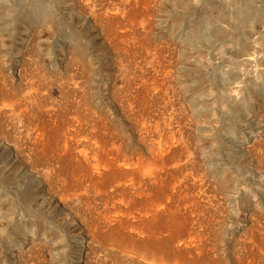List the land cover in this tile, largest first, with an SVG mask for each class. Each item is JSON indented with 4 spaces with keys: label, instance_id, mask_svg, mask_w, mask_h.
Listing matches in <instances>:
<instances>
[{
    "label": "rangeland",
    "instance_id": "rangeland-1",
    "mask_svg": "<svg viewBox=\"0 0 264 264\" xmlns=\"http://www.w3.org/2000/svg\"><path fill=\"white\" fill-rule=\"evenodd\" d=\"M41 2L55 23L50 34L42 37L43 45L31 48L34 57L28 55L22 66L25 36L50 30L37 14ZM135 3L134 10H143L152 32L131 33L129 25L139 17L130 16V24L126 21L123 28L127 32L119 31L124 40L120 37L116 44L112 26L96 24L87 15L72 17L55 0H0V35L11 38L5 44L0 42L1 74L6 76L8 88L13 94H22V72L31 71L51 87V102L59 109L56 122L38 123L43 133L37 144L28 136V128L22 131L23 117L0 118V264H152L126 241L129 235L141 241L150 233L156 239L172 235L170 245L180 251L182 260L231 264L232 246L250 222L264 223V153H245L261 137L263 122L260 116L238 107L264 83V37L255 40L258 34L254 30L249 36L244 33L247 27L239 26L229 40L215 41L208 22L199 28L201 38L183 51L176 50L175 44L187 42L200 0ZM254 3L260 9L264 6V2ZM22 12H29L32 21L21 22ZM260 32L264 33V24ZM240 37L253 54L235 56ZM163 46L171 62L170 84L188 111L184 123H194V127L183 141L158 151L152 120L156 117L159 127L165 129L162 118L170 110L163 111L161 99L153 98L148 80L152 62L160 59L154 53L161 54ZM202 48L204 56L199 55ZM41 58L45 63L36 65ZM74 79L81 80L83 91L70 90ZM75 112L85 120L78 124ZM204 112L213 116L204 118ZM15 125L18 131L13 129ZM29 125V129L35 128ZM84 136L90 139L85 141ZM83 143L90 148L85 149ZM250 202L256 210L250 211ZM109 232L120 243L102 239Z\"/></svg>",
    "mask_w": 264,
    "mask_h": 264
},
{
    "label": "bare ground",
    "instance_id": "bare-ground-1",
    "mask_svg": "<svg viewBox=\"0 0 264 264\" xmlns=\"http://www.w3.org/2000/svg\"><path fill=\"white\" fill-rule=\"evenodd\" d=\"M41 1V0H40ZM57 4H60V9H63L64 11L68 12L70 16L78 17V16H88L91 17L92 20L96 24H101L102 22H106L107 25L112 26L113 28V41L116 44L120 42L119 38L121 35L119 34V31L123 33V35L127 32V30L123 29L127 27V23H129V17H139V21L131 23L129 25L130 32L131 33H150L152 32V24L149 21L148 18L144 16L143 10H134V1L138 3L139 0H55ZM145 1V0H143ZM259 2H264V0H254ZM254 1L252 0H200V10L197 11V17L194 23V27L189 32V36L187 37V42L185 44H175L174 49L176 50H184V48L192 43L195 39L201 38L200 36V27L202 25L204 26L206 23L211 24L210 28V36L213 37L215 41L224 42V40H227L228 37H231L233 35V31L237 29L239 26H246L247 29L244 31L246 35H251L252 31L254 30V34H258L257 38L255 40H261L264 37V33L260 32V26L264 24V6L263 8H257ZM141 2V1H140ZM135 3V4H136ZM144 3V2H142ZM185 3V1H184ZM259 5V4H258ZM150 6V5H149ZM139 7V6H138ZM146 7V6H145ZM144 8V7H143ZM149 8V7H148ZM48 10V9H47ZM46 10L45 6L41 2L38 5L37 14L41 17V21H44L48 27H50V30L46 31H34V34L29 33L27 36H25V45H22V50L20 51L21 57H22V66L25 64V60H27V56L34 57L31 55L33 50L31 51V48L42 46V37L45 35H49L51 30L53 29V25L55 23L54 16H52L48 11ZM151 10V9H150ZM193 11V10H192ZM30 17L29 12H22L20 15L21 22L22 20L27 21ZM128 18V19H127ZM150 18V17H149ZM121 19V21L119 20ZM133 19V18H132ZM28 21H32V19H29ZM124 21V22H122ZM127 21V23H126ZM133 21H135L133 19ZM29 23V22H28ZM34 23V22H33ZM220 23L225 24L226 27H223L220 25ZM34 26V25H33ZM28 27V26H26ZM30 27V26H29ZM24 28V27H23ZM41 29V28H40ZM48 29V28H47ZM123 29V30H122ZM160 29V28H159ZM206 29V28H205ZM25 30V28H24ZM28 30V28H27ZM35 30V29H34ZM110 30V29H109ZM109 30H106V34H108ZM27 32V31H26ZM206 32V31H205ZM16 35V34H15ZM24 40V37H22ZM104 38V37H103ZM122 38V37H121ZM6 39L11 40V38H6L2 34L0 35V42L2 44H5ZM48 39V38H47ZM123 39V38H122ZM22 40V39H21ZM124 40V39H123ZM229 40V39H228ZM173 41V40H172ZM240 46L239 49L235 51V56H243V55H251L255 51H251V46L245 42L243 38H239ZM255 42V41H254ZM130 43V42H129ZM182 43V42H181ZM256 43V42H255ZM124 45V44H123ZM133 45V44H132ZM65 46L69 48V44L65 43ZM130 47V46H128ZM146 47V45H145ZM151 47V46H150ZM171 47V46H170ZM20 48V47H19ZM132 48V47H131ZM187 48V47H186ZM192 48V46H191ZM137 49V48H136ZM148 49V48H147ZM161 54L160 52H155L154 55L156 57L160 56V59L157 61L152 62L151 65V78L148 80V88L151 90L153 94V98L158 99L160 98L162 101V107L163 111L170 110L167 114L168 117L164 116L162 118V122L164 123L165 129L163 127H159V121L155 117L150 118L153 119V127L155 129V133L158 135V151H163L164 146H168L170 148L171 146L178 144L180 140L183 141V137H187L189 133L192 132V128L194 127V123H184L185 120H187V110L182 106L180 103V99L176 98L175 91L172 89V86L170 84L169 77L171 76V62L169 60L167 49L163 46ZM60 50V48H59ZM171 50V49H170ZM138 51V49H137ZM172 51V50H171ZM188 51V50H187ZM204 48L200 50L199 55L204 56ZM191 52V51H190ZM17 53V52H16ZM60 53L63 54L64 50L61 49ZM131 53V52H130ZM184 53V52H183ZM19 54V55H20ZM185 54V53H184ZM206 55V54H205ZM139 56V55H138ZM194 56V55H193ZM189 57V56H188ZM195 57V56H194ZM145 58V57H144ZM187 58V57H186ZM185 58V59H186ZM184 59V60H185ZM5 60V59H4ZM7 60V59H6ZM138 60V59H137ZM190 60V59H189ZM46 59L41 58L36 60L37 64H44ZM3 62V61H2ZM183 62V61H181ZM180 62V63H181ZM191 62V61H190ZM192 63V62H191ZM194 63V62H193ZM3 64V63H2ZM7 64V63H6ZM34 64V63H33ZM173 64V63H172ZM189 64V63H188ZM35 65V64H34ZM179 65V64H178ZM177 65V66H178ZM4 66V65H3ZM181 66V65H180ZM34 67V66H33ZM197 67V66H196ZM4 68V67H3ZM24 68V67H22ZM137 68V67H136ZM189 68V67H188ZM191 68V67H190ZM202 68V67H201ZM200 68V69H201ZM206 68V66H205ZM37 69V68H36ZM39 69V68H38ZM181 69V68H179ZM208 69V68H207ZM194 70V69H193ZM199 70V69H198ZM206 70V69H205ZM29 71V70H28ZM187 71V70H186ZM202 71V70H201ZM24 72V73H23ZM22 72V94L16 95L11 92V89L8 88L7 84V78H5L1 74V67H0V118H6L7 117H23L22 120V131L25 129H29L27 125L32 124V127H35L34 129H27L28 136H32L34 139H36L35 143L41 142L40 138L43 133V127L39 126L40 122L42 124L45 123H54L57 120L58 117V110L57 107L51 102V87L41 83L39 78L34 76L35 73L29 71V72ZM39 72V71H37ZM195 72V71H194ZM143 73V72H142ZM186 73V72H185ZM192 73V72H191ZM204 72H201V74ZM4 74V73H3ZM144 74V73H143ZM188 74V73H187ZM190 74V73H189ZM194 74V73H193ZM198 74V72H197ZM75 75V74H74ZM195 75V74H194ZM43 76V75H42ZM176 76V75H175ZM184 76V75H183ZM199 76V74H198ZM145 77V76H144ZM186 77V75H185ZM47 78V77H46ZM179 78V77H178ZM199 78V77H198ZM185 79V78H184ZM189 79V78H188ZM208 79V78H207ZM237 79V77H236ZM71 80V79H70ZM182 80V79H181ZM203 83L204 78L202 79ZM241 81V80H240ZM183 82V81H182ZM181 82V83H182ZM185 82V81H184ZM196 82V81H195ZM237 82V81H236ZM214 83V82H213ZM71 84V83H70ZM106 84V83H105ZM187 84V83H186ZM185 84V85H186ZM192 84V83H191ZM190 84V87H191ZM200 84V82H199ZM202 84V83H201ZM68 85V84H67ZM197 85V84H196ZM214 85V84H213ZM134 86V85H133ZM171 86V87H170ZM202 86V85H201ZM66 87V86H65ZM81 80H75L71 84L70 90L72 92H76L77 89H81ZM119 87V86H118ZM194 87V86H193ZM216 87V85L214 86ZM131 88V87H130ZM129 88V89H130ZM124 89V88H123ZM235 89V88H234ZM64 90V89H63ZM118 90V89H117ZM177 90V89H176ZM192 90V89H191ZM106 91V90H105ZM121 91V90H120ZM213 91V90H212ZM123 92V91H122ZM125 92V91H124ZM128 92V91H127ZM130 92V91H129ZM133 92V91H132ZM146 92V91H145ZM246 92V91H245ZM80 93V92H79ZM131 93V92H130ZM135 93V92H134ZM144 93V92H143ZM148 93V92H147ZM175 93V94H174ZM146 94V93H145ZM185 94V93H184ZM144 95V94H143ZM183 96V95H182ZM72 97V96H71ZM146 97V96H145ZM189 97V96H188ZM68 98V96H67ZM76 98V97H74ZM118 98V97H117ZM181 98V97H180ZM79 99V98H78ZM159 99V100H160ZM184 99V98H182ZM53 100V99H52ZM71 100V98H70ZM67 102V100H65ZM69 101V100H68ZM208 101V100H207ZM206 101V102H207ZM186 102V101H185ZM203 102V101H202ZM210 102V101H209ZM187 103V102H186ZM201 103V102H200ZM78 104V103H77ZM60 105V104H59ZM62 105V104H61ZM138 106V105H137ZM189 106V105H188ZM62 107V106H61ZM65 107V106H63ZM62 107V108H63ZM69 107V106H68ZM74 106H72L73 108ZM122 107V106H121ZM141 107V106H140ZM206 107V106H205ZM239 110L242 111H249L252 113L253 116H260V121L263 122V128L261 137L259 139L255 140L254 143L250 145V147L245 150L246 154H251L253 152H258L259 154L264 153V83L259 85L258 90L255 93H252L251 98L249 100L245 99L244 102H240ZM70 108V107H69ZM137 108V107H136ZM190 109V108H189ZM208 109V108H207ZM62 110V109H61ZM67 110V109H66ZM157 110V109H156ZM65 111V110H64ZM69 111V110H68ZM212 111V110H211ZM214 111V110H213ZM66 112V111H65ZM70 112V111H69ZM87 112V111H86ZM216 112V111H215ZM71 113V112H70ZM74 113V112H73ZM76 113V112H75ZM135 113V112H133ZM158 113V112H156ZM211 113V112H209ZM213 113V112H212ZM236 113V112H235ZM234 113V114H235ZM62 114V113H61ZM155 114V113H154ZM159 114V113H158ZM165 115V113H163ZM242 114V113H241ZM66 115V114H65ZM82 115V114H81ZM162 115V114H161ZM194 115V114H193ZM198 115V114H197ZM196 115V117H197ZM219 115V114H218ZM70 117V115L68 114ZM89 116V115H88ZM145 116V114H144ZM159 115H157L158 117ZM189 116V115H188ZM202 116L204 118H208V112L202 113ZM213 116V115H212ZM211 116V117H212ZM230 116H232L230 114ZM60 117V116H59ZM214 118V117H213ZM212 118V119H213ZM253 118V117H252ZM60 119V118H59ZM69 119V118H68ZM71 119V118H70ZM69 119V120H70ZM193 119V118H192ZM196 119V118H195ZM215 119V118H214ZM219 119V118H218ZM8 120V119H7ZM75 121L80 122L82 119L80 116L76 113L75 114ZM137 120V119H135ZM149 120V119H148ZM199 120V119H198ZM209 122L210 120L207 119ZM206 120V121H207ZM18 121V119H17ZM26 121V122H25ZM93 121V120H92ZM144 121V120H143ZM183 121V122H182ZM190 121V120H189ZM62 122V121H61ZM151 122V121H150ZM200 122V121H199ZM204 123V121H201ZM233 122V120H232ZM58 123V122H57ZM65 123V122H64ZM70 123V122H69ZM84 123V122H82ZM207 123V122H206ZM218 123V122H217ZM220 123V122H219ZM234 123V122H233ZM6 124V122H5ZM76 124V123H75ZM79 124V123H78ZM13 125V124H12ZM67 125V124H66ZM77 125V124H76ZM152 125V123H151ZM150 125V126H151ZM163 125V124H162ZM174 125H176L174 127ZM8 126V125H7ZM30 126V125H29ZM62 126V125H60ZM70 126V125H68ZM67 126V127H68ZM78 126V125H77ZM85 126V125H84ZM145 126V125H144ZM143 126V127H144ZM197 126V125H195ZM207 126V125H206ZM47 127V126H46ZM51 127V126H50ZM59 127V126H58ZM87 127V126H86ZM63 128V127H62ZM73 128V127H72ZM82 128V127H81ZM102 128V127H101ZM200 128V127H198ZM197 128V129H198ZM13 129H16L18 131L19 127L14 126ZM69 129V128H68ZM144 129V128H143ZM53 130V129H52ZM73 130V129H72ZM80 130V129H79ZM82 130V129H81ZM91 130V129H90ZM165 130V131H164ZM195 130V129H194ZM206 130V129H205ZM212 130V129H211ZM20 131V130H19ZM42 131V132H41ZM55 131V130H53ZM78 130H75V132ZM95 130H92V132ZM214 131V129H213ZM218 131V130H217ZM25 132V131H24ZM48 132V131H47ZM83 132V131H82ZM204 132V131H203ZM46 133V132H45ZM49 133V132H48ZM65 133H67L65 131ZM77 133V132H76ZM86 133V132H85ZM211 133V132H210ZM209 133V134H210ZM217 133V132H216ZM79 134V133H78ZM142 134V133H141ZM204 134V133H202ZM200 134V135H202ZM26 135V134H25ZM65 135V134H64ZM73 135V134H72ZM82 135V134H81ZM153 135V134H152ZM66 136V135H65ZM78 136V135H77ZM79 137V136H78ZM156 137V138H157ZM43 138V137H42ZM217 138V137H216ZM215 138V139H216ZM72 139V138H71ZM70 139V140H71ZM82 139V136H81ZM79 139V140H81ZM90 138L89 136H84V140L88 141ZM187 139V138H186ZM207 139V138H206ZM74 140V139H73ZM83 140V141H84ZM99 140V139H98ZM211 140V139H210ZM82 141V142H83ZM115 141V139H114ZM156 141V140H155ZM185 141V140H184ZM198 141V140H197ZM213 141V139H212ZM217 141V140H216ZM32 142V141H31ZM76 142V141H75ZM98 142V141H97ZM119 142V141H118ZM148 142V141H147ZM188 142V141H187ZM209 142V141H208ZM206 142V143H208ZM211 142V141H210ZM3 143V142H1ZM29 143V142H28ZM34 143V142H33ZM73 143V142H72ZM91 143V142H90ZM89 143V144H90ZM94 143V142H93ZM110 143V142H109ZM76 144V143H75ZM96 144V143H95ZM100 144V143H99ZM189 144V143H188ZM196 144V143H195ZM23 145V144H22ZM30 145V144H29ZM86 145L83 143V146ZM110 145V144H109ZM181 145V144H180ZM190 145V144H189ZM82 146V149H83ZM96 146V145H95ZM98 146V144H97ZM106 146V145H105ZM150 146V145H149ZM202 146V145H201ZM30 147V146H29ZM85 149L90 148L87 146H84ZM100 147V146H99ZM104 147V146H103ZM187 147V146H186ZM8 148V147H7ZM79 146L77 147V149ZM96 148V147H95ZM242 148V147H241ZM80 149V148H79ZM81 149V150H82ZM83 149V150H85ZM202 149V148H201ZM200 149V150H201ZM204 149V148H203ZM245 149V148H244ZM243 150V149H242ZM73 151V149H72ZM92 151V150H91ZM103 150H101L102 152ZM108 151V150H107ZM190 151V150H189ZM202 151V150H201ZM10 152V151H9ZM81 152V151H80ZM104 152V151H103ZM89 153V151H87ZM98 153V152H97ZM155 153V152H154ZM242 153V151H241ZM81 155V153H79ZM93 154V153H92ZM92 154H89L92 156ZM186 154V153H185ZM184 154V155H185ZM192 155V154H191ZM252 155V154H251ZM78 156V155H77ZM86 156V155H85ZM97 156V154H96ZM186 156V155H185ZM14 157V156H13ZM88 157V156H87ZM86 157V158H87ZM99 157V156H98ZM79 158V157H77ZM83 158V157H82ZM179 158V157H178ZM202 158V157H201ZM15 159V157H14ZM80 159V158H79ZM89 159V158H88ZM101 159V158H100ZM184 159V158H183ZM179 159V161L183 160ZM204 159V158H203ZM86 160V159H85ZM91 160V159H90ZM157 160V159H156ZM178 160V159H177ZM194 160V159H193ZM241 160V159H239ZM15 161V160H14ZM13 161V162H14ZM17 161V160H16ZM111 161V160H110ZM159 161V160H158ZM171 161V160H170ZM169 161V162H170ZM178 161V162H179ZM79 162V160H78ZM98 162V161H97ZM126 162V161H125ZM168 162V161H167ZM166 162V163H167ZM184 162V161H183ZM119 162H117L118 164ZM155 163V162H153ZM158 163V162H157ZM156 163V165H157ZM203 163V162H202ZM15 164V163H14ZM107 164V163H106ZM105 164V165H106ZM122 164V162H121ZM119 164V165H121ZM131 164V163H127ZM177 163H175L176 166ZM10 165V164H9ZM12 165V164H11ZM94 165V164H93ZM108 165V164H107ZM32 166V165H31ZM126 166V164H125ZM95 168L97 166H94ZM131 167V166H130ZM133 167V166H132ZM141 167V166H140ZM161 167V166H159ZM33 168V167H32ZM103 168V167H102ZM124 168V167H123ZM127 168V167H126ZM81 169V168H80ZM86 169V168H85ZM197 169V168H195ZM89 170V169H88ZM87 170V171H88ZM172 170V169H171ZM192 170V169H191ZM97 171V170H95ZM109 171V170H107ZM196 171V170H195ZM30 172V171H29ZM28 172V173H29ZM110 172V171H109ZM161 172V171H160ZM90 173V172H89ZM108 173V172H107ZM30 174V173H29ZM97 174V173H96ZM198 174V173H197ZM109 175V174H108ZM118 175V174H117ZM135 176V174H133ZM165 175V174H164ZM33 176V175H32ZM93 176V175H92ZM95 176V175H94ZM93 176V178H94ZM115 176V175H114ZM119 176V175H118ZM153 176V175H152ZM194 176V175H192ZM196 176V174H195ZM194 176V179H195ZM198 176V175H197ZM196 176V177H197ZM226 176V174H225ZM232 176V175H231ZM40 177V176H39ZM80 177V176H79ZM83 177V176H82ZM111 177V175H110ZM137 177V176H136ZM186 177V175H185ZM191 177V176H190ZM199 177V176H198ZM197 177V178H198ZM117 178V177H116ZM121 178V177H120ZM135 178V177H134ZM166 178V177H165ZM202 178V177H201ZM200 178V179H201ZM110 179V178H109ZM180 179V178H179ZM193 179V178H192ZM191 179V181H192ZM228 179V178H227ZM35 180V179H34ZM118 180V179H117ZM222 180V179H221ZM107 181V180H106ZM136 181V180H134ZM138 181V180H137ZM158 181V180H157ZM194 181V180H193ZM199 181V179H198ZM120 182V181H119ZM204 182V181H203ZM40 183V182H39ZM124 183V182H123ZM126 183V182H125ZM139 183V182H138ZM201 183V182H199ZM231 183V182H230ZM127 184V183H126ZM69 185V184H68ZM107 185V184H106ZM135 185V184H134ZM65 186V185H64ZM71 186V185H70ZM69 186V187H70ZM144 186V185H143ZM228 186V185H227ZM179 187V186H178ZM205 187V186H204ZM43 188V187H42ZM170 188V187H169ZM201 188V187H200ZM231 187H229L230 190ZM234 188V187H233ZM67 189V188H66ZM175 189V188H174ZM173 189V190H174ZM183 189V188H182ZM97 190V189H96ZM171 190V191H173ZM200 190V189H199ZM151 191V190H150ZM147 192V191H146ZM145 192V193H146ZM178 192V191H177ZM228 192V191H227ZM43 193V192H42ZM154 193V192H153ZM185 193V192H184ZM201 193V191H200ZM34 194V193H33ZM205 194V193H204ZM207 194V193H206ZM205 194V195H206ZM63 195V194H62ZM169 195V194H168ZM172 195V194H171ZM186 195V194H183ZM190 195V194H189ZM202 195V194H201ZM207 197L209 195H206ZM180 197V195H179ZM197 197V196H196ZM146 198V197H145ZM175 198V197H174ZM205 198V197H203ZM117 199V198H116ZM153 199V198H152ZM169 199V197H168ZM209 199V198H206ZM258 199V198H257ZM147 200V199H146ZM144 200V201H146ZM170 200V199H169ZM173 200V199H172ZM246 200V199H245ZM254 200V199H253ZM58 201V200H57ZM118 201V200H117ZM180 201V200H179ZM206 201V200H205ZM122 202V201H121ZM192 202V201H191ZM200 202V201H199ZM209 202V201H208ZM257 202V201H256ZM124 203V202H123ZM126 203V202H125ZM135 203V202H134ZM201 203V202H200ZM263 203V202H262ZM61 204V203H60ZM158 204V203H157ZM156 204V205H157ZM171 204V203H170ZM186 203H184L185 205ZM191 204V203H190ZM204 204V203H203ZM260 204V203H259ZM121 205H123L121 203ZM163 205V204H162ZM169 205V204H168ZM167 205V206H168ZM183 205V206H184ZM192 205V204H191ZM210 205V204H209ZM213 205V204H212ZM252 202L249 203L250 211L256 210L255 206ZM60 206V205H59ZM62 206V205H61ZM137 206V205H136ZM166 206V207H167ZM170 206V205H169ZM168 206V207H169ZM246 206H248L246 204ZM123 207V206H122ZM151 207V206H150ZM149 207V208H150ZM62 208V207H61ZM64 208H66L64 206ZM160 208V207H158ZM157 208V209H158ZM171 208V207H170ZM156 209V210H157ZM206 209V208H205ZM136 211V210H135ZM152 211V210H151ZM66 212V211H65ZM118 212V211H117ZM141 213V212H140ZM155 212H151L153 216ZM198 213V212H197ZM67 214V213H65ZM120 214H122L120 212ZM149 214V213H147ZM237 214V213H236ZM60 215V214H59ZM69 215V214H68ZM117 215V214H116ZM244 215V214H243ZM170 216V215H169ZM174 216V215H173ZM176 216V215H175ZM66 218V217H65ZM126 218V217H125ZM131 218V217H130ZM63 219V218H62ZM159 219V218H158ZM61 220V219H59ZM69 220V219H68ZM120 220V219H119ZM142 220V219H141ZM67 221V220H66ZM111 221V220H110ZM158 221V220H157ZM74 222V221H73ZM77 222V221H76ZM156 222V221H155ZM185 222V221H184ZM262 222V220L260 221ZM259 221L256 220L254 223L253 221L250 222L249 228L247 231H245L243 237L239 240V242H235L232 246V253H231V264H264V223L260 224ZM71 223V222H70ZM90 223V222H89ZM158 223V222H157ZM168 223V222H167ZM67 224V223H66ZM120 224V223H119ZM160 224V223H159ZM158 224V227H159ZM245 225V224H244ZM79 226V225H78ZM117 227V226H116ZM174 227V226H173ZM195 227V226H194ZM189 228V227H188ZM152 228H147V231H151ZM160 229V228H159ZM174 229V228H173ZM172 229V230H173ZM205 229V228H204ZM78 230V229H77ZM83 230V229H82ZM163 230V229H162ZM176 230V229H175ZM178 230V229H177ZM79 231V230H78ZM181 231V230H180ZM191 232V230H189ZM80 232V231H79ZM82 232V231H81ZM142 232V231H141ZM140 232V233H141ZM144 232V231H143ZM159 231H157L158 233ZM189 232V233H190ZM115 233V232H114ZM137 233V232H136ZM161 234V231L159 232ZM158 233V234H159ZM197 233H199L197 231ZM154 234V233H153ZM165 234V233H164ZM182 234V233H181ZM201 234V233H200ZM84 235V234H83ZM146 235V234H145ZM148 235V234H147ZM183 235V234H182ZM199 235V234H198ZM226 235V234H225ZM91 236V235H89ZM128 236V235H127ZM160 236V235H159ZM178 236V235H177ZM166 237V236H165ZM172 235H170L167 238L164 239H156L151 233L146 237L145 239L138 241L133 236L129 235L126 238V241L128 242V245L133 248L132 250L136 249L137 251H140L142 255V259L148 261L152 264H213L208 262L206 259L202 260H182L180 258V251H176L173 249L170 245ZM93 238V237H92ZM160 238V237H159ZM177 238V237H176ZM183 238V237H182ZM193 238V237H192ZM95 239V238H94ZM102 239H104L106 242H116L117 244L120 243L118 239L111 233L105 234ZM175 239V238H174ZM197 239V238H196ZM195 239V240H196ZM103 240V241H104ZM180 240V239H179ZM178 240V241H179ZM199 240V239H198ZM177 241V240H176ZM190 241V240H189ZM201 241V240H200ZM196 242V241H195ZM95 243V242H94ZM115 243V244H116ZM189 243V242H188ZM192 243V242H191ZM199 243V242H198ZM80 244V243H79ZM107 244V243H106ZM110 244V243H109ZM113 244V243H112ZM113 244V245H115ZM172 244V243H171ZM178 244V243H177ZM183 244V243H182ZM187 244V243H186ZM194 244V243H192ZM196 244V243H195ZM200 244V243H199ZM185 245V244H183ZM201 245V244H200ZM125 247L124 245H122ZM188 246V245H187ZM199 246V245H198ZM120 247V246H118ZM127 247V246H126ZM130 247L127 249L129 250ZM201 247V246H200ZM207 247V246H206ZM82 248V247H80ZM196 248V247H195ZM16 250V249H14ZM13 250V251H14ZM121 250V249H120ZM126 250V249H125ZM131 250V249H130ZM131 250V251H132ZM197 250V249H196ZM124 252V250H122ZM195 251V250H194ZM134 252V251H133ZM200 254V253H198ZM133 255V254H132ZM136 255V253H135ZM190 255V254H187ZM202 255V254H201ZM140 257V258H141ZM192 257V255H191ZM166 259V261H164ZM179 259V260H178ZM81 261V260H80ZM174 261V263H171ZM178 261V262H177ZM94 263V262H93ZM84 264V263H83Z\"/></svg>",
    "mask_w": 264,
    "mask_h": 264
}]
</instances>
